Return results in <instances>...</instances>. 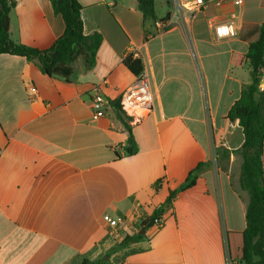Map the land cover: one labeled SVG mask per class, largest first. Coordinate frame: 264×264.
<instances>
[{"label":"crops","instance_id":"obj_1","mask_svg":"<svg viewBox=\"0 0 264 264\" xmlns=\"http://www.w3.org/2000/svg\"><path fill=\"white\" fill-rule=\"evenodd\" d=\"M14 2L10 40L50 48L64 24L49 0ZM78 2L83 34L101 36L92 67L77 59L65 81L42 74L37 60L0 54V264H240L248 198L232 152L243 134L227 113L249 81L245 55L264 0H226L210 17L156 0L154 20L136 0ZM233 17L236 35L217 39L212 24ZM130 55L154 98L140 119L113 110L136 80L123 63ZM95 93L106 101L102 117ZM217 149L230 154L216 161ZM206 162L193 186L168 199ZM156 212L161 224L140 230ZM107 218L124 220L116 237Z\"/></svg>","mask_w":264,"mask_h":264},{"label":"trees","instance_id":"obj_2","mask_svg":"<svg viewBox=\"0 0 264 264\" xmlns=\"http://www.w3.org/2000/svg\"><path fill=\"white\" fill-rule=\"evenodd\" d=\"M53 14L61 17L64 30L52 46L46 50H38L24 44H17L9 38V15L15 7L14 0H0V54L23 57L28 61L37 60L40 72L49 78L69 80L73 74V64L77 59L92 67L96 53L101 44V36L97 33L83 34L81 19L82 6L78 0H49ZM156 0H136L137 10L143 19H155ZM213 6L207 4L203 13L211 16ZM249 66V81L241 89L237 101L230 107L227 118L238 121L242 129L243 143L232 153L242 158L239 176V189L247 194L245 208V229L242 232L240 264H264V173L262 151L264 141V87L259 85L264 76V22L260 25L257 38L248 44L245 55ZM125 67L136 77L143 72L140 61L128 56L124 60ZM114 112L120 106L113 107ZM127 153L133 154L134 148L127 147ZM229 151L217 149L215 159L228 157ZM211 165L210 162L199 163L191 170L185 182L175 191L169 193L168 199L176 193L193 186L196 179ZM157 212L139 225L140 230L154 224ZM142 235L136 233L123 239L122 245L129 241H137ZM80 264H108L84 259Z\"/></svg>","mask_w":264,"mask_h":264},{"label":"built area","instance_id":"obj_3","mask_svg":"<svg viewBox=\"0 0 264 264\" xmlns=\"http://www.w3.org/2000/svg\"><path fill=\"white\" fill-rule=\"evenodd\" d=\"M234 6H241L242 0H230ZM178 5L186 12L190 13L195 10L203 11L207 4H211L213 7L223 6L226 0H193V1H179L176 0ZM157 26L166 27L167 21H158ZM212 31L217 39L233 37L237 32V24L235 17L231 20L212 24ZM132 57V55H130ZM154 98L149 88L147 78L142 73L136 77L135 82L129 86L121 95L119 106L120 111L127 117L132 119H140L148 115L153 108ZM105 105L101 94L95 93L91 99V108L96 117H102L105 115ZM107 224L111 227L110 235L116 237L118 235L119 227L124 224L122 219H106ZM154 224L159 226L161 221L157 218Z\"/></svg>","mask_w":264,"mask_h":264},{"label":"water","instance_id":"obj_4","mask_svg":"<svg viewBox=\"0 0 264 264\" xmlns=\"http://www.w3.org/2000/svg\"><path fill=\"white\" fill-rule=\"evenodd\" d=\"M107 257H104V259L101 260V262H103Z\"/></svg>","mask_w":264,"mask_h":264}]
</instances>
